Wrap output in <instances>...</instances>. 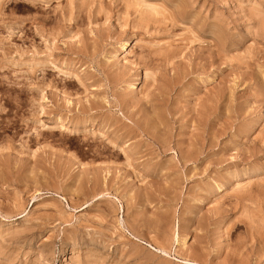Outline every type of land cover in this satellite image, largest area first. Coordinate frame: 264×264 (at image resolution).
<instances>
[{
    "label": "rangeland",
    "instance_id": "obj_1",
    "mask_svg": "<svg viewBox=\"0 0 264 264\" xmlns=\"http://www.w3.org/2000/svg\"><path fill=\"white\" fill-rule=\"evenodd\" d=\"M0 264H264V0H0Z\"/></svg>",
    "mask_w": 264,
    "mask_h": 264
},
{
    "label": "bare ground",
    "instance_id": "obj_2",
    "mask_svg": "<svg viewBox=\"0 0 264 264\" xmlns=\"http://www.w3.org/2000/svg\"><path fill=\"white\" fill-rule=\"evenodd\" d=\"M131 40H133V39H132V36H130L128 39L124 40V41L122 42V44L128 45V42L131 41ZM184 159H185V158H184ZM192 159H193V158H192ZM188 160H189V159H188Z\"/></svg>",
    "mask_w": 264,
    "mask_h": 264
}]
</instances>
